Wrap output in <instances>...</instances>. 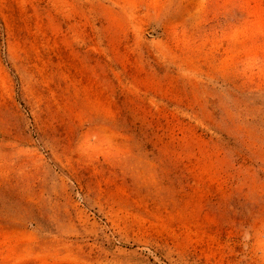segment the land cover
Listing matches in <instances>:
<instances>
[{"label":"rangeland","instance_id":"1","mask_svg":"<svg viewBox=\"0 0 264 264\" xmlns=\"http://www.w3.org/2000/svg\"><path fill=\"white\" fill-rule=\"evenodd\" d=\"M0 264H264V0H0Z\"/></svg>","mask_w":264,"mask_h":264}]
</instances>
